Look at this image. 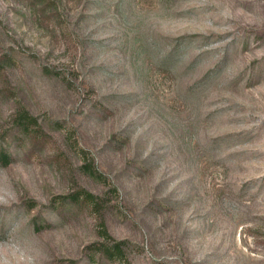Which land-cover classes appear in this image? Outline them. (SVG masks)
Returning <instances> with one entry per match:
<instances>
[{
  "label": "rangeland",
  "instance_id": "1",
  "mask_svg": "<svg viewBox=\"0 0 264 264\" xmlns=\"http://www.w3.org/2000/svg\"><path fill=\"white\" fill-rule=\"evenodd\" d=\"M0 264H264V0H0Z\"/></svg>",
  "mask_w": 264,
  "mask_h": 264
},
{
  "label": "trees",
  "instance_id": "2",
  "mask_svg": "<svg viewBox=\"0 0 264 264\" xmlns=\"http://www.w3.org/2000/svg\"><path fill=\"white\" fill-rule=\"evenodd\" d=\"M23 119H25V120H23ZM22 120H23V122L25 121V123H27L26 121H33V118L30 117L25 111H23V112L19 113L17 123L20 124V122H21ZM28 124H29V123H28ZM83 168L86 169L87 166H85V167H83ZM83 194H84L85 200H86L87 202H93V200L95 199V197H94L92 194H90V193H87V192L84 191ZM123 244H124L123 242H118V243H116L115 246L113 247V250H112V251H110V250H106V251L104 252L105 256H106L107 258L112 259L113 256H116L117 254H120V252H121V247H120V246L123 245Z\"/></svg>",
  "mask_w": 264,
  "mask_h": 264
}]
</instances>
